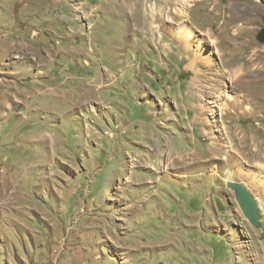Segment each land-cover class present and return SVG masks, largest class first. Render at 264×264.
Returning <instances> with one entry per match:
<instances>
[{
    "label": "rangeland",
    "instance_id": "rangeland-1",
    "mask_svg": "<svg viewBox=\"0 0 264 264\" xmlns=\"http://www.w3.org/2000/svg\"><path fill=\"white\" fill-rule=\"evenodd\" d=\"M126 1L0 0V264H264V0Z\"/></svg>",
    "mask_w": 264,
    "mask_h": 264
},
{
    "label": "bare ground",
    "instance_id": "bare-ground-1",
    "mask_svg": "<svg viewBox=\"0 0 264 264\" xmlns=\"http://www.w3.org/2000/svg\"><path fill=\"white\" fill-rule=\"evenodd\" d=\"M126 1V0H124ZM149 1V0H148ZM180 1V0H179ZM178 1V2H179ZM165 2V1H164ZM185 3V2H184ZM147 4V3H146ZM122 5V8L126 11V12H129V14L131 13L133 18L135 15H139L141 14V11L143 9V4L142 3H139V5L137 6L133 0H130V1H126L124 2ZM194 6V5H193ZM185 7V6H184ZM107 8V7H106ZM180 8V7H179ZM182 9V8H181ZM108 10V9H107ZM121 11V9H120ZM123 11V10H122ZM163 11V10H162ZM179 12V11H178ZM181 12V16L182 15H185L184 14V11H180ZM153 15H154V10H151V11H147V20H146V26H147V29L148 30H154L156 27L158 28V26H154V19H153ZM177 16V15H175ZM230 17V16H229ZM135 19V18H134ZM238 19V18H237ZM161 20V19H160ZM170 20H173L170 19ZM223 24V23H222ZM137 26V25H136ZM180 27V25L178 26ZM192 27V26H191ZM189 27L188 25H184V22L182 23V26L179 28V30L175 33V37L179 40V42H181L184 46V50L187 51V53H190L189 55L192 57V64L194 66L196 65H200L201 68H206L205 66L207 67H214V64L211 60V56L210 55H207V56H204L205 54V50H204V46L205 44H199L196 48L194 47V35H193V30L192 28ZM211 30V29H210ZM176 31V30H175ZM154 33V32H153ZM238 34V33H237ZM156 38L153 37V39ZM160 44V43H159ZM212 54V53H211ZM200 59L202 61H200ZM250 60V59H249ZM41 62V61H40ZM39 63V62H38ZM197 75H199L198 72H196ZM202 75V74H201ZM211 75V74H210ZM217 76V75H216ZM217 78V77H216ZM214 79V78H213ZM241 80H237L236 82H241L242 79H244L243 77L240 78ZM201 82V81H200ZM206 82V81H204ZM202 83V82H201ZM199 87V86H198ZM202 88V87H201ZM6 98V97H5ZM6 102V100H4ZM0 103H1V107H2V111H5L6 109V106L3 102V100L1 101L0 99ZM13 105L16 104L15 102L12 103ZM229 111V110H228ZM1 113V112H0ZM234 113V112H233ZM200 115H203L202 112L200 113ZM36 137V135H35ZM35 141V140H34ZM44 142V140H43ZM156 145V144H155ZM218 145V144H217Z\"/></svg>",
    "mask_w": 264,
    "mask_h": 264
},
{
    "label": "water",
    "instance_id": "water-1",
    "mask_svg": "<svg viewBox=\"0 0 264 264\" xmlns=\"http://www.w3.org/2000/svg\"><path fill=\"white\" fill-rule=\"evenodd\" d=\"M258 40L264 43V30H262L258 36ZM227 186L236 192V201L245 216L253 225L260 226V212L257 200L255 197L247 190L246 186L243 184H235L229 182Z\"/></svg>",
    "mask_w": 264,
    "mask_h": 264
}]
</instances>
